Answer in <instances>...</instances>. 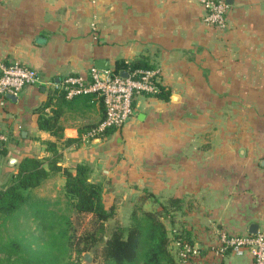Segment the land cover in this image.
<instances>
[{"label": "crops", "instance_id": "obj_1", "mask_svg": "<svg viewBox=\"0 0 264 264\" xmlns=\"http://www.w3.org/2000/svg\"><path fill=\"white\" fill-rule=\"evenodd\" d=\"M225 1L217 27L202 21L200 0H0V63H24L39 77L14 99L0 95V187L16 170L10 156H48L52 140L62 167L91 166L107 205L131 212L145 193L148 209L160 208L149 207L152 196L179 198L173 229L199 248L184 264H254L249 248L213 249L221 231L264 228V0ZM99 59L111 69L144 61L168 97L138 94L120 127L90 136L104 106L81 94L60 103L61 136L39 128L36 108L50 99V112L62 80L87 76ZM64 180L57 172L30 194L59 211Z\"/></svg>", "mask_w": 264, "mask_h": 264}, {"label": "trees", "instance_id": "obj_2", "mask_svg": "<svg viewBox=\"0 0 264 264\" xmlns=\"http://www.w3.org/2000/svg\"><path fill=\"white\" fill-rule=\"evenodd\" d=\"M132 70L135 68H151L144 61L136 60L127 64L116 65ZM156 79V78H155ZM149 94V93H147ZM155 94L168 97L165 89ZM65 92L61 89L56 107L46 111L50 99L39 105L37 124L55 136L62 134L60 122V103L66 101ZM48 156L25 155L14 164L15 171L7 174L6 182L0 187V227L6 228L7 220H15L12 213L20 206L30 208L29 211L40 212L42 227L47 230V237L38 239L9 236L0 243L4 256L0 264H78L70 260L72 251H93L99 264H184L180 260L179 251L186 242L193 245L182 229H173V210L178 209L180 200L170 196L164 200L152 196L151 200L160 204V208H144L143 203L150 194L138 197L131 210L129 223L124 225L117 221L110 223L116 213L115 204L107 205L104 197V185L92 177V168L87 162H78L74 170L58 164L60 157L57 143L46 140ZM7 154V147L0 139V155ZM62 172L65 177L62 199L76 213H90L92 227L86 229L77 241L73 242L68 231V216H61L58 210H50L41 206L42 201L30 194V189L38 186L46 177ZM60 203V198L55 201ZM41 204V205H40ZM33 205L39 208H34ZM49 213L50 217H47ZM46 216V221L44 220ZM63 217V219H62ZM165 218L171 221L172 235L169 234ZM62 219V220H61ZM65 223V224H64ZM175 243L173 251L170 241Z\"/></svg>", "mask_w": 264, "mask_h": 264}, {"label": "built area", "instance_id": "obj_3", "mask_svg": "<svg viewBox=\"0 0 264 264\" xmlns=\"http://www.w3.org/2000/svg\"><path fill=\"white\" fill-rule=\"evenodd\" d=\"M205 8L202 21L207 25L225 27V0H200ZM95 29V23H91ZM123 76L119 71L111 68L101 69L91 66L89 74H70L61 82L60 88L66 98L81 94L94 93L101 98L104 106V117L88 134L97 136L107 128L120 127L133 114V99L138 94L156 93L159 90L155 79L157 69L135 68ZM38 73L33 67L13 61L8 64L0 63V95L17 94L20 89L30 83L38 81ZM0 139L4 136L0 134ZM219 242L213 246L217 254L228 250L249 248L253 255L254 264H264V228L256 232L229 233L221 231ZM199 248L184 243L179 251L180 260L185 263L189 257L198 254Z\"/></svg>", "mask_w": 264, "mask_h": 264}, {"label": "rangeland", "instance_id": "obj_4", "mask_svg": "<svg viewBox=\"0 0 264 264\" xmlns=\"http://www.w3.org/2000/svg\"><path fill=\"white\" fill-rule=\"evenodd\" d=\"M60 198V203L53 206V207H60L62 211H60L61 216L63 214L68 216L69 223L67 224L68 231L72 235V240L73 242L77 241L78 238L81 239V236L83 235V232L86 229H89L92 227V221H91V214L90 213H76L73 211L71 207H69L67 204H64V199H62V196ZM121 198V197H120ZM118 198L117 200H119ZM111 200V198H110ZM109 203V201H108ZM158 202H151L149 203V207L151 206H159ZM33 207L39 208L36 205H33ZM127 207L125 205L121 206L120 202L118 205H116V213L113 216V218L110 220V223H114V221H117L121 224H128L130 220V211L126 209ZM30 208L20 206L18 207L13 213L12 217H15V220L9 219L7 220V229L6 228H1L0 227V239L2 241L7 240L9 236H21L22 234L26 238H31L33 240L41 238V237H47V230L42 227L41 219L43 218L42 213L35 212L33 213L32 211H29ZM47 217L49 216V213H47ZM63 219V217H62ZM61 219V220H62ZM46 221V216L44 218ZM65 224V223H64ZM168 229H169V234L170 236L172 235V227L170 223L167 224ZM82 240V239H81ZM0 241V243H2ZM170 247L174 251V243L170 241ZM4 250L0 249V262L3 261L2 257L4 256L3 253ZM85 251L82 252H76L72 251L70 260H74V263L78 264H86L82 260V255ZM92 255V263L90 264H99L98 258L94 257L93 251H88Z\"/></svg>", "mask_w": 264, "mask_h": 264}, {"label": "water", "instance_id": "obj_5", "mask_svg": "<svg viewBox=\"0 0 264 264\" xmlns=\"http://www.w3.org/2000/svg\"><path fill=\"white\" fill-rule=\"evenodd\" d=\"M95 65L98 67V68H101V69H107L109 68V62L107 59H99L95 62ZM123 76H127L128 75V71L125 70V69H122L119 71ZM7 97L9 98H12L14 99L15 98V95L12 94V93H8L7 94ZM16 162V157L14 156H10L9 159H8V165H14ZM249 232H256L258 230V224L257 223H251L249 225V228H248ZM82 260L84 263L86 264H90L92 263V255L88 252V251H85L82 255Z\"/></svg>", "mask_w": 264, "mask_h": 264}]
</instances>
